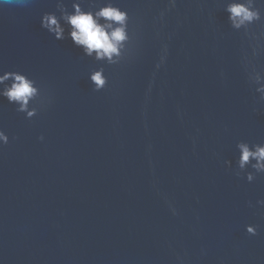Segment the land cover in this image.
Wrapping results in <instances>:
<instances>
[{
	"label": "water",
	"instance_id": "95a60500",
	"mask_svg": "<svg viewBox=\"0 0 264 264\" xmlns=\"http://www.w3.org/2000/svg\"><path fill=\"white\" fill-rule=\"evenodd\" d=\"M71 3L0 0V74L39 89L31 119L0 97V264H264V174H235L264 143V0H95L129 14L114 63L41 28Z\"/></svg>",
	"mask_w": 264,
	"mask_h": 264
},
{
	"label": "clouds",
	"instance_id": "9594fccd",
	"mask_svg": "<svg viewBox=\"0 0 264 264\" xmlns=\"http://www.w3.org/2000/svg\"><path fill=\"white\" fill-rule=\"evenodd\" d=\"M71 9L69 11L64 4L58 10L59 15L56 12L43 13L40 19L41 28L55 40L70 39L86 57L95 60L106 59L109 63H114L113 57L120 55V50L128 39V12L111 3L98 5L95 0L88 4L72 0ZM226 11L229 13V21L235 28L259 19L258 11L241 3L228 5ZM89 80L95 85L94 90L100 91L106 84L103 69L91 71ZM255 91L259 93V101L264 102V86L256 87ZM38 92L36 81L25 73L4 71L0 74V97L6 99L9 104L15 105V110L24 113L27 119H31L34 115L33 111H29V101L37 97ZM39 139L43 140L44 137L41 136ZM8 142V135L0 130V146ZM236 149L238 150L235 162L237 176L243 173L246 180L251 183L257 174H264V143L249 144L240 141L236 144ZM224 164L229 169L233 166L231 160H225ZM249 167L253 171H247ZM257 203L264 205V200ZM245 230L249 235L257 234L255 225H246Z\"/></svg>",
	"mask_w": 264,
	"mask_h": 264
}]
</instances>
